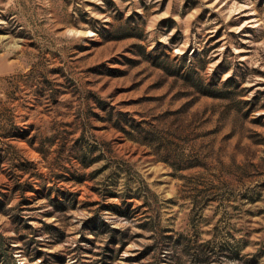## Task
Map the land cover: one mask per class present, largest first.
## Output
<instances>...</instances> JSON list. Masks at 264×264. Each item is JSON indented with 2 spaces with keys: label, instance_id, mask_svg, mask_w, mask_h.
Returning a JSON list of instances; mask_svg holds the SVG:
<instances>
[{
  "label": "rangeland",
  "instance_id": "rangeland-1",
  "mask_svg": "<svg viewBox=\"0 0 264 264\" xmlns=\"http://www.w3.org/2000/svg\"><path fill=\"white\" fill-rule=\"evenodd\" d=\"M0 238V264H264V0H0Z\"/></svg>",
  "mask_w": 264,
  "mask_h": 264
},
{
  "label": "trees",
  "instance_id": "trees-1",
  "mask_svg": "<svg viewBox=\"0 0 264 264\" xmlns=\"http://www.w3.org/2000/svg\"><path fill=\"white\" fill-rule=\"evenodd\" d=\"M203 90V92L205 93V94H209V95H215V96H219L220 95V93H218L219 91H216V90H213V89H205V88H203L202 89ZM2 246V240H1V238H0V247ZM161 246V247H160ZM160 246H158V248H159V250L164 254L160 259H159V261L160 262H164L165 260H167L166 259V256H167V252L168 251H165V250H167L168 248L166 247L167 246V243H163V245H160ZM169 260H171V259H169ZM175 263H177L176 261H174Z\"/></svg>",
  "mask_w": 264,
  "mask_h": 264
}]
</instances>
